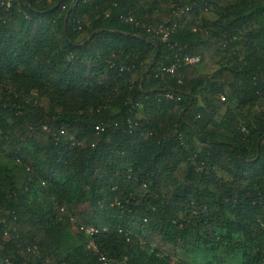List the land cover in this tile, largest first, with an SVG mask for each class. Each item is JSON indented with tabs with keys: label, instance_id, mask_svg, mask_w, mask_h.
<instances>
[{
	"label": "trees",
	"instance_id": "16d2710c",
	"mask_svg": "<svg viewBox=\"0 0 264 264\" xmlns=\"http://www.w3.org/2000/svg\"><path fill=\"white\" fill-rule=\"evenodd\" d=\"M5 1L0 264H264V0Z\"/></svg>",
	"mask_w": 264,
	"mask_h": 264
},
{
	"label": "built area",
	"instance_id": "2783aa9c",
	"mask_svg": "<svg viewBox=\"0 0 264 264\" xmlns=\"http://www.w3.org/2000/svg\"><path fill=\"white\" fill-rule=\"evenodd\" d=\"M15 1V0H6L5 2L2 3V5L5 7V9H9L12 2ZM170 31H169V28L167 27H163V26H160L158 27L157 29V34L160 35L161 39L163 41H165L169 35ZM175 64L172 65V67L170 69H168V71L170 73L173 72V70L179 66L180 64H195L199 61V57H193V56H188V55H185V56H181L180 54H177L175 55ZM98 129V128H96ZM79 230L84 233L85 235H87L88 237H93L94 235H96L98 233V229H96L94 226H80L79 227ZM87 249H90L92 250V252L94 254H98V250L97 248L94 246V243L93 241H90L87 245ZM99 261L103 264H107L108 261L102 257L100 255L99 257Z\"/></svg>",
	"mask_w": 264,
	"mask_h": 264
},
{
	"label": "rangeland",
	"instance_id": "374dc122",
	"mask_svg": "<svg viewBox=\"0 0 264 264\" xmlns=\"http://www.w3.org/2000/svg\"><path fill=\"white\" fill-rule=\"evenodd\" d=\"M74 231H75V229H74ZM151 245H152V246H156L157 248L163 250V251L166 252L167 254L173 255V254H172V250H171L169 247L164 246V244H162V243L160 242L159 238L156 237V236H153V237H152V239H151Z\"/></svg>",
	"mask_w": 264,
	"mask_h": 264
}]
</instances>
